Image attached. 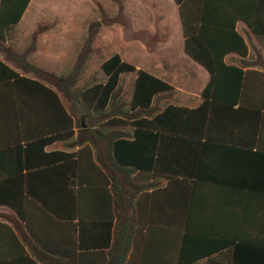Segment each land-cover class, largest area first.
Masks as SVG:
<instances>
[{
    "label": "trees",
    "instance_id": "trees-1",
    "mask_svg": "<svg viewBox=\"0 0 264 264\" xmlns=\"http://www.w3.org/2000/svg\"><path fill=\"white\" fill-rule=\"evenodd\" d=\"M32 1L0 0V52L19 70L0 61L9 72L8 79L1 82L14 80L15 85L25 83L45 91L54 103L60 126L56 135L26 148L0 151V161L11 157L3 164L12 168L21 161L28 170L26 175L17 176L16 170H11L12 175L0 176V207L11 211L0 214V226L21 238L23 253L17 264H264V223H256L257 219L264 221V211L249 207L247 224H242L238 197L231 224H144L147 187L134 176L136 172L157 171L165 141L209 138L215 107L234 110L239 103L243 110L247 106V92L256 85L252 75L264 77V73L244 72L248 67L228 66L223 60L230 54L247 56L246 41L236 32L237 22H245L257 36H264L257 32V23L264 20V0L223 3L221 11L228 15L223 22L227 24L222 23L218 32L207 27L214 0H174L185 52L211 75L196 108L168 102L175 90L172 84L138 69L119 54L102 64L104 81L93 77L80 86L99 27H91V36L68 73L58 75L30 63L28 58L38 50L39 37L47 29L33 33L32 44L23 54L16 51L14 43ZM127 74H136L129 100L122 87ZM55 142H67L70 149L78 151L46 153ZM35 155L42 158L37 167L43 168L42 172H34L29 163ZM88 191H94L103 202L101 208H92L93 212L83 205ZM192 198L194 201L195 196ZM65 202L71 203L67 215ZM35 212L43 217L35 220ZM194 216L193 207L186 218ZM50 222L63 227L55 241L44 239ZM65 227L71 233L67 243L63 240ZM94 231L100 232L99 240L85 238Z\"/></svg>",
    "mask_w": 264,
    "mask_h": 264
},
{
    "label": "crops",
    "instance_id": "crops-1",
    "mask_svg": "<svg viewBox=\"0 0 264 264\" xmlns=\"http://www.w3.org/2000/svg\"><path fill=\"white\" fill-rule=\"evenodd\" d=\"M230 1H213V10L209 11L207 15V21L210 22L207 27L210 32L220 31V26L226 22L223 21L228 15L221 11V7L223 3ZM170 2L178 10V20L183 34L179 7L174 0H170ZM235 28L236 32L243 35L246 41L247 56L230 54L224 58L223 64L248 67L244 69V72L249 69L264 73V36H257L243 21L237 22ZM257 30L264 35L262 32L264 20L257 23ZM240 48L245 50L242 46ZM181 51L182 57L197 67L194 73L186 74V80L204 82L203 87L199 93L184 91V95L182 94L180 98L182 103H171V100L168 102L196 108L203 101L202 93L210 81L211 75L200 63L186 54L184 34ZM32 56H29V62ZM0 61L19 72L14 65L5 60L1 52ZM220 63L222 62H218V64ZM154 75L172 84L170 79ZM8 77L9 72L0 66V151L16 147L26 148L41 139L56 135L60 125H57V113L54 103L51 104L49 95L32 85L25 83L15 85L14 80L1 82ZM228 78L226 75L223 76L225 80ZM251 80H256V85L247 92L249 103L243 110L239 103L236 104L234 110L215 107L213 118L209 123V138L187 139L181 143H173V141L166 143L165 141L162 144L163 157L157 166V171L134 174L137 182L147 187L146 216L142 219L144 224H152V222L177 226L187 223L197 225L231 224L236 216L234 212L238 208V197L241 210L239 219L242 224H247L249 207L257 211H264V83H259L264 81V77L256 74L252 75ZM174 89L172 94H175V98L178 88L174 87ZM57 150L73 153L78 151V148L73 150L68 147L67 142H55L45 151L51 153ZM10 158L6 157L1 160L8 162ZM16 158L14 160H18ZM41 159V156L38 155L29 159V163L35 169L34 172H42L43 168H37L40 167ZM2 161H0V176L12 175L11 170H16L17 176L28 173L21 161H16L17 164L12 168L3 164ZM5 169L9 170L8 174L3 173H7ZM180 171L183 174H180ZM169 177H172V180H169ZM254 195H256L255 198ZM192 196H195L194 201ZM83 200L85 202L83 205L91 212L94 211L92 208L103 206V202L97 198L94 191L85 193ZM191 205L192 207L189 208ZM193 207L194 219L186 218L187 212L191 211ZM64 209L65 215L70 214L71 203L65 202ZM0 214H11V211L8 208L0 207ZM87 216L89 217L91 214ZM38 217H43V215L35 212L33 218L36 220ZM44 218L49 221L46 216ZM258 222L264 223L257 219L256 223ZM57 226L56 223L50 222L47 227L49 229L44 232V239L57 240L56 236L60 233L57 231L63 228L61 225ZM16 234L18 236L15 237L0 226V263L17 264L18 259L20 260L23 251L19 249L21 248V243H19L21 238L18 233ZM99 234L98 231H94L90 235L86 233L85 238L99 240ZM70 237L71 233L67 232L65 227L63 232L65 243L70 241ZM64 249L66 250L67 247L65 246Z\"/></svg>",
    "mask_w": 264,
    "mask_h": 264
},
{
    "label": "rangeland",
    "instance_id": "rangeland-1",
    "mask_svg": "<svg viewBox=\"0 0 264 264\" xmlns=\"http://www.w3.org/2000/svg\"><path fill=\"white\" fill-rule=\"evenodd\" d=\"M178 19V10L170 0H33L19 25L14 46L23 53L32 44L33 33L47 29L40 35L30 62L62 75L74 67L91 36V27H99L80 86L93 77L104 81L102 64L119 54L138 69L170 79L178 88L170 102L182 103L184 91L199 93L204 82L186 80V74L194 73L197 67L182 57L183 34ZM135 78L136 74L123 77L127 100L131 99Z\"/></svg>",
    "mask_w": 264,
    "mask_h": 264
}]
</instances>
